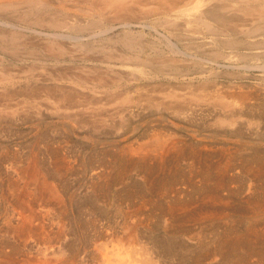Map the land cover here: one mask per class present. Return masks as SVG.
Segmentation results:
<instances>
[{
  "label": "rangeland",
  "instance_id": "1",
  "mask_svg": "<svg viewBox=\"0 0 264 264\" xmlns=\"http://www.w3.org/2000/svg\"><path fill=\"white\" fill-rule=\"evenodd\" d=\"M33 2L0 0V193L27 179L34 166L61 174V189L83 192L68 201L76 210L102 207L90 197L94 185L107 193L109 213L120 201L164 204L167 198L153 190L170 188L198 205L197 196L214 188L206 200L218 209L201 239L212 244L222 228L232 241L225 264L264 261V13L258 10L264 1L125 0L123 11L104 0ZM197 2L201 12L193 9ZM231 108L239 124L218 119ZM241 158L259 165L250 188ZM154 221L149 244L178 243V264L200 256L201 239L186 242Z\"/></svg>",
  "mask_w": 264,
  "mask_h": 264
},
{
  "label": "bare ground",
  "instance_id": "2",
  "mask_svg": "<svg viewBox=\"0 0 264 264\" xmlns=\"http://www.w3.org/2000/svg\"><path fill=\"white\" fill-rule=\"evenodd\" d=\"M33 1L34 0H32V3H34ZM104 1L107 4L109 3L110 5H114V7L117 8V10H119V11L122 10V9L128 8V6L126 5V3H124L125 0H104ZM261 1H264V0H261ZM172 2L174 3L175 0H172ZM38 3H40V2H38ZM137 3H138V0H137ZM199 4H200L199 2H197L196 4L194 3L192 5V6H194L193 9L200 10V9H198ZM2 5H4V4H2ZM96 5H98V4H96ZM99 5H100V3H99ZM170 5H171V3H170ZM174 5H175V3H174ZM114 7H113V9H114ZM137 7H139V6H137ZM172 8H174V7H172ZM200 8H201V6H200ZM260 8L262 10V7H260ZM258 10H259V12L264 13V10H262V11H260V9H258ZM241 11L243 13H246V14H248L247 11L249 12L248 9H247V11L245 10L246 12L244 11V9L241 10ZM200 12H201V10H200ZM122 13H124V12H122ZM205 24H206V26L209 25L206 22H205ZM262 66H264V65H262ZM58 83H59V81H58ZM73 83H74V81H73ZM241 97H244V98H242L241 104L239 105V111L242 110L241 108L243 106H246L245 105V102H246L245 101V98L247 96L245 97V95H243ZM248 97H250V96H248ZM38 102H41V100L40 101L38 100ZM213 104L214 103H212V105ZM227 107H229V106H227ZM233 108H231V110L228 109V110H230V112L228 111L227 114L223 118L218 117V119H221V120L224 119L225 122H227L229 125H234L235 123H238V119L235 118V115L237 113L236 112L237 110L235 111ZM102 110H103V108H102ZM68 112H70V111H68ZM262 119H264V118H262ZM84 120H86V119H84ZM262 122H264V121H262ZM172 147L174 148L175 146H172ZM140 148L141 147H139V149ZM139 149L137 148V150H139ZM121 156H124V154L121 155ZM224 162H225V160H224ZM239 162H241V161H239ZM239 162H237V163H239ZM259 162L260 161H258V164H259ZM158 163L160 164L161 162H158ZM229 163H230V161H229ZM233 163H235V162H233ZM252 163L253 162H250V161H248L247 159L244 158V160L242 161L241 170H240L243 173V176L246 177L245 180L247 179L248 181H250L249 184H248V188H250V186H255V185H252V181L254 180L253 177L256 176V172H259L258 171L259 165H257L258 168H256V166L254 164H252ZM66 164H69V163L66 162ZM225 164H224V166H225ZM132 165H134V164H132ZM237 167H239V166H237ZM218 168H220V167L218 166ZM38 169L34 166L33 169H32V173L29 174V175H27L28 178L27 179L26 178L23 179L22 182L20 180L21 184H19L20 182L18 183V185H15L14 184L13 187L11 186V187H9L7 189H4L0 193V264H176V263L178 264V262H176V257H178V256H176V254H177V249L176 248L178 246V243H176L175 241L172 240V241H168V242L162 244L159 241L154 240V241H152L151 244H149V242L147 241L148 240V236H149L148 235V230H153V229H151L149 227L150 222L153 221V220H155L157 224L160 223L162 225V227L164 228V232H165V230L168 231L171 234L172 233H176L177 231H179V233L181 232V234L183 235L184 240H186V242L189 241V240H191V239H194V238H198V240H200L201 239V236L203 237L204 234H207V233H204V231H205V228H206L205 226H207V223H206L207 221L206 220H208L207 219L208 216H210V213H213V211H216L218 209L217 208V209L214 210V209H212L207 204L208 201L206 199L209 200V197H211L213 194H215L214 192H216L214 190V188H213L214 187L213 186V182H210V184L212 183V187L210 185L211 188H209V189H212V188L213 189L210 190V191H208V189L206 188L207 191L206 190L205 191L203 190L201 192L202 194L200 193V195L197 196L198 199H199V204L198 205H195V203H194L193 206H190L191 203L193 204L192 201L194 200L193 199L194 196L191 195V194L188 197L193 196L192 197L193 200H191V201H189V200L188 201H185L184 200L183 201L182 200L183 197H181V195L179 196V194L181 193V191L178 190V189H175V188H172L171 189L170 188V190H166V191H163V192H160L159 190L154 191L153 189H150V190H153V192L155 193L156 197H158V198H162V197L164 198V197H166L167 198V199L165 198L166 199V203L161 204L160 202H156V203L153 204V203H151L153 200L151 202H148L149 200L147 201V199H145V198H141L142 201H140V202H138V201L131 202V200H129V199L126 198V200H129V201H120V202H117L116 204L113 203L115 205L112 207V209H113L112 213H109V212L104 211V208L106 210H108L109 207H111V206H108V204H109L108 203L109 202V198H107V193L105 194V192H97L95 189H92L93 187H95V185H94L91 188V191H90L91 195H93V196H90V197H93L96 200L97 199L98 200L100 199V202H101L100 206H102V207H100L98 210H96V208L94 209V207L93 208H90L91 206L87 207L86 205H83V207L84 206L87 207L86 210H85V208H82L81 210H76V209H74L71 206V204H68V201L73 200L76 196H79L83 192L82 193H79V192H75L74 190H69V189H66V188L65 189H61L57 185V183H56V180L57 179L58 180H61V176H60L61 174L60 175L59 174H53V172L52 173H47V172L44 173L42 171L40 172V170H38ZM54 169L56 170L57 169V166H54ZM230 169H232V168H230ZM208 170L210 172V169H208ZM261 170L262 169H260V171ZM213 171H216V170L213 168ZM218 171H219V169H218ZM226 171H227V169H226ZM202 172H204V170ZM206 172H208V171H206ZM98 173H101V172H98ZM98 173L95 172L94 173L95 176H93V177L94 178H100V177H102L101 178L102 180H104V179L106 180L105 176H103V172H102V174H98ZM216 173H217V171H216ZM238 173H240V172H238ZM25 174L23 175V177L25 176ZM161 174H162V172H161ZM208 174L211 176L212 173L211 174L210 173H207V175ZM221 174H223V173H221ZM17 175H18V173H17ZM116 175H118V174H116ZM209 175H208V178H209ZM257 176H258V174H257ZM259 176H260V174H259ZM118 177L120 178V176H117V178ZM221 177H220V179H222ZM200 178H202V177H200ZM217 178H216V180H217ZM230 178H232V177L230 176ZM255 178L258 179L260 177H255ZM120 179L117 180V181H120ZM200 180L201 179H199V181ZM208 180H207V182H208ZM225 180H226V178H225ZM189 181H191V179ZM229 181H231V180H229ZM103 182L105 183V181H102L101 183H103ZM58 183H60V182H58ZM108 183H109V181H108ZM196 183H198V181ZM196 183H194V184L196 185ZM98 185H97V187H98ZM190 185H193V184H190ZM228 185L230 187V182H229ZM228 185H226V186L228 187ZM91 186H92V184H91ZM107 186H108V184H107ZM161 186H163V185H161ZM198 186H200V184ZM169 187H170V185H169ZM219 187H221V186H219ZM101 188L99 189V191L101 190ZM191 188H193V187H191ZM216 188L217 187H215V189ZM248 188H244V189H247V191H248ZM201 189H203V188H201ZM204 189H205V187H204ZM150 190H148V191H149V194L151 195ZM221 190H222V188H221ZM146 191H147V189H146ZM224 191H225V189H224ZM127 192L125 190V193L130 195V193H127ZM144 192H142V193H144ZM249 192H250V190H249ZM108 193L111 195L110 192H108ZM196 193H197V191H196ZM196 193H195V195H196ZM138 195H140V194H138ZM226 195L228 197V193ZM135 196H136V194H135ZM214 196H216V195H214ZM221 196H222V194H221ZM125 197H126V195H125ZM125 197L123 196V199ZM220 197H218V198H220ZM154 198H155V196H154ZM135 199H137V198L135 197ZM149 199H151V198L149 197ZM213 200H214V198H213ZM223 200H225V199H223ZM196 201H198V200H196ZM210 201H211V198H210ZM260 202H262V201H260ZM214 203H217V202L214 201L213 204ZM220 203H221V201H220ZM257 210H260V209H257ZM221 213L223 214V212H221ZM224 213H225V211H224ZM208 221H210V220H208ZM211 221H212V218H211ZM222 224H223V222H222ZM262 224H264V223H262ZM252 226H254V225H252ZM259 226H260V224L256 226V229ZM219 227H221L220 222H219ZM221 230H223V229L221 228L220 230H217V232H216L217 233L216 239L215 240H212V244L209 243V241H208L207 238L205 239L206 241L203 238L201 239L202 241L200 242V245H201L202 251H200L201 253L199 252L200 253V256L199 257H197L193 261L191 260L192 261L191 264H225V257H226L225 255L226 254L228 255V252H227L228 246L231 245L230 243L232 241L227 240V237L228 236L225 237V235H223L224 232L221 231ZM208 231H210V230H208ZM251 231H254V230H251ZM251 231H249L248 233H250ZM255 232L257 234L260 233V232L258 233L257 231H255ZM262 232H264V231H262ZM256 233H254V235ZM176 234H178V232ZM256 235H255V237H257ZM241 237H242V235H241ZM250 237H254V236H250ZM237 238H240V237H237ZM242 238H244V237H242ZM198 240H196V242ZM257 240H258V238H257ZM213 241H214V243H213ZM240 242H242V241H240ZM246 242H248V241L246 240L245 243ZM262 242H264V241H262ZM180 244H183V245H180V246H183L184 248H187V245L186 244H184V243H180ZM228 244H230V245H228ZM255 245H257V244L255 243ZM253 246H254V243H253ZM251 247H252V245H251ZM233 248H234V246H233ZM235 249H237V248H235ZM262 253H264V252H262ZM234 258L237 260L238 257L236 258V256H234ZM262 259H264V258H262ZM236 262L238 263V261H236ZM258 264H264V261L261 260L260 263L258 262Z\"/></svg>",
  "mask_w": 264,
  "mask_h": 264
}]
</instances>
